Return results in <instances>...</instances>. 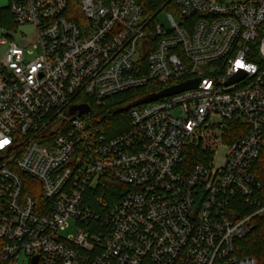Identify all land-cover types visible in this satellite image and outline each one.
Segmentation results:
<instances>
[{"label": "built area", "instance_id": "built-area-1", "mask_svg": "<svg viewBox=\"0 0 264 264\" xmlns=\"http://www.w3.org/2000/svg\"><path fill=\"white\" fill-rule=\"evenodd\" d=\"M9 5L34 36L0 38V264H258L236 240L264 216V0H81L78 19L69 0ZM195 79L131 107L126 128L92 114ZM210 124L228 142L217 166ZM189 146L206 153L191 168Z\"/></svg>", "mask_w": 264, "mask_h": 264}, {"label": "trees", "instance_id": "trees-1", "mask_svg": "<svg viewBox=\"0 0 264 264\" xmlns=\"http://www.w3.org/2000/svg\"><path fill=\"white\" fill-rule=\"evenodd\" d=\"M224 1V0H219ZM81 0H69L70 17L78 19L82 16L80 8ZM0 26L15 29L16 24L10 11V5L0 9ZM156 85L149 83L147 86L129 90L106 99L103 104L96 105L91 102L93 116L107 124L129 123L130 108H126L136 100L150 94ZM122 125V124H121ZM127 127V126H126ZM125 127V128H126ZM123 129V128H121ZM230 138L233 140L237 136L235 126L228 129ZM120 132V129L115 131ZM206 154L199 146H189L185 151V165L189 168L203 161L202 156ZM262 173L259 175L264 180V165L261 166ZM254 211V209H253ZM255 226L245 237L236 240V249L240 255L252 256L258 264H264V216L255 219Z\"/></svg>", "mask_w": 264, "mask_h": 264}, {"label": "rangeland", "instance_id": "rangeland-1", "mask_svg": "<svg viewBox=\"0 0 264 264\" xmlns=\"http://www.w3.org/2000/svg\"><path fill=\"white\" fill-rule=\"evenodd\" d=\"M229 2H240V1H246V0H227ZM10 3V0H0V9L3 7L8 6ZM170 12L169 9H163L160 11V13L157 15V21L161 22L162 24L168 26L169 21L167 18L168 13ZM17 32L13 28H9L6 26H0V38L3 36H6L9 40H15L18 44L23 45L27 42L28 39H32L34 36V28L31 25H20L17 28ZM23 33L27 35V38L23 37ZM7 49V46L0 45V65L3 61V57L5 55V51ZM42 53V47L39 43H32L31 45L26 47V59L27 60H33L35 58H38ZM174 114H181L180 110H176ZM217 119L215 120V122ZM126 123H122L121 128L126 127ZM209 131L206 133V136H208V139L214 148V154H215V163L220 164L224 162L227 152H228V142L225 139V133L223 132V128L219 126H215L214 124H210ZM208 139L206 141H208ZM35 185H38L36 181H33ZM77 233L76 226L72 225L70 229L67 230V233ZM19 264H29V260L26 258V256L23 254H20L19 256Z\"/></svg>", "mask_w": 264, "mask_h": 264}, {"label": "water", "instance_id": "water-1", "mask_svg": "<svg viewBox=\"0 0 264 264\" xmlns=\"http://www.w3.org/2000/svg\"><path fill=\"white\" fill-rule=\"evenodd\" d=\"M199 82H200L199 79L190 80V81L184 82V83H182L180 85H177V86H174V87H171V88H167V89H165V90H163V91H161L159 93L148 94V95L136 100L132 104L128 105L126 108H131L133 106H137V105H141V104H144V103H148V102L157 100V99H159L161 97L172 95L174 93H178V92L185 91V90H188V89L196 88L198 86ZM71 111L72 112H78L80 114H84V113L90 112L91 111V107L89 105H87V104L75 105V106H73L71 108ZM33 264H38V257L34 258Z\"/></svg>", "mask_w": 264, "mask_h": 264}, {"label": "clouds", "instance_id": "clouds-1", "mask_svg": "<svg viewBox=\"0 0 264 264\" xmlns=\"http://www.w3.org/2000/svg\"><path fill=\"white\" fill-rule=\"evenodd\" d=\"M8 143H10L9 140L5 139L4 141L0 142V148H3L5 145H7Z\"/></svg>", "mask_w": 264, "mask_h": 264}]
</instances>
